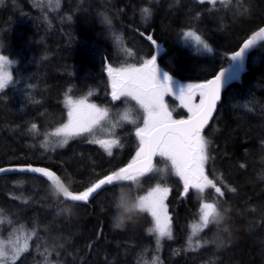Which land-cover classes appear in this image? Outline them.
I'll use <instances>...</instances> for the list:
<instances>
[{
  "label": "trees",
  "instance_id": "obj_1",
  "mask_svg": "<svg viewBox=\"0 0 264 264\" xmlns=\"http://www.w3.org/2000/svg\"><path fill=\"white\" fill-rule=\"evenodd\" d=\"M248 3L246 12L228 15L220 4L199 0H56L51 5L0 0V53L14 61L12 83L0 93V167H47L78 193L125 166L137 150L135 128L122 132L128 141L114 147L112 155L86 137L59 148L47 135L66 122V95L78 99L91 91L90 102L119 107L125 97L112 100L106 66L125 61L139 66L153 55L181 84L206 81L264 24V0ZM145 7L151 10L148 19L142 17ZM189 30L213 51L197 53L195 43L183 37ZM112 32L123 37L129 54L120 50ZM200 99L196 95L193 103ZM164 100L174 119L190 115L174 95ZM32 124L37 131H30ZM202 135L209 142L206 173L223 197L212 188L189 189L185 196L178 176L160 179L149 173L134 185H109L82 204L66 201L41 174L0 176V224L12 231L5 238L23 229L31 233L16 264H264V42L249 53L241 77L225 89ZM166 163L157 156L154 166ZM157 183L170 188L166 204L172 230V238L159 246L148 231L153 226L148 213H132L120 229L112 220L121 190L143 195ZM202 202L217 203L223 219L192 237ZM190 237L193 245L200 243L198 250L189 249Z\"/></svg>",
  "mask_w": 264,
  "mask_h": 264
},
{
  "label": "snow or ice",
  "instance_id": "obj_2",
  "mask_svg": "<svg viewBox=\"0 0 264 264\" xmlns=\"http://www.w3.org/2000/svg\"><path fill=\"white\" fill-rule=\"evenodd\" d=\"M199 2H207L213 7L217 4V0H199ZM219 3L228 8L233 5V0H219ZM236 6L247 11L242 3ZM141 13L144 19L151 16V10L147 7L141 9ZM104 19L107 23H111L108 17ZM112 36L120 50L129 54L130 50L124 46L123 37L116 32H112ZM183 37L186 42L195 43L197 52L201 49L208 53L213 51L195 31H186ZM147 39L156 46L157 54H159L160 47L157 42L151 35L147 36ZM258 40H264V27L256 31L238 51L230 56L231 62L224 70L220 71L214 79L201 84L185 85L174 80L157 64L156 55L142 61L139 66L127 63V61L115 67L108 64L106 72L111 84L112 100L118 101L121 97H126L130 101H135L138 114L134 117L135 106H130L110 120L108 119V108L89 102L88 96L93 94L91 91L79 99L66 95L65 105L68 108L66 122H61L53 132L47 135L61 137L58 143L63 146L70 139L88 133L91 134L89 143L99 144L108 155H112V149L120 146L119 139L115 138L114 129L121 126L123 122H128L136 125L135 136L138 139L137 150L132 160L126 166L92 181L88 187L78 193L70 191L59 175L46 168L28 166L21 168L20 171L41 174L56 192L63 195L66 201L73 202L87 203L93 193L105 185L117 184L119 186L120 182H131L134 185L141 177L149 173H157L160 179H164L167 174L178 176L183 181L182 194L185 196L188 195L189 189L203 193L207 188H212L219 197H223L224 192L221 187L217 186L214 179L209 178L205 170V165L210 158L209 142L202 133L215 111L221 90L232 80L239 79L244 71L246 54L257 44ZM10 66L11 61L0 56V92L12 83ZM166 95H174L180 101L181 106L190 113L187 119L173 118L172 111L169 110L164 100ZM196 95L201 98L199 104L193 103ZM30 131H37V125L32 124ZM100 133H106L111 138L96 139L95 137ZM157 156L168 163L162 167H155L153 160ZM3 171L6 169L0 168V172ZM228 190L235 192L234 188ZM121 192L122 190L115 200L116 210L121 207L118 203L121 199ZM169 192L170 188L162 187L160 183L151 187L143 195H134L133 190L124 191V196L134 201L135 212H146L152 218L153 226L148 231L156 236L157 246L162 239L172 238L171 216L168 214V207L165 203ZM222 219L223 213L217 203L202 202L199 205V219L191 224L192 237L198 236L210 224H217ZM188 244L192 251L198 250L201 246L199 242L193 245L191 237ZM27 249V241L23 247H20L12 241L0 240V264H16V260Z\"/></svg>",
  "mask_w": 264,
  "mask_h": 264
},
{
  "label": "rangeland",
  "instance_id": "obj_3",
  "mask_svg": "<svg viewBox=\"0 0 264 264\" xmlns=\"http://www.w3.org/2000/svg\"><path fill=\"white\" fill-rule=\"evenodd\" d=\"M41 1H43V0H41ZM45 1H47V4H48V5H51V4L55 3L56 0H45ZM241 3H242V5H243L244 7L248 8V5H249L248 0H233V5L230 6V7H228V8H225L223 5H221V4L219 3V0H217V4H220V5H221V8H223L221 11H222L223 13H226V12H227L228 15H234V14H236L237 12L242 11V10H243L242 8H239V7L236 6V5L241 4ZM233 17H235V16H233ZM223 19H224V18H223ZM193 43H194V42H193ZM202 52H204V51H203V50H200V51L197 52V53H202ZM136 55H137V53L134 54V57H136ZM0 56H3V55L0 53ZM4 57H5V56H4ZM6 58H7V57H6ZM7 60L11 61V66H10V68H9V71L11 72V75H12V68H13V65H14V61L11 60V59H9V58H7ZM12 77H13V76H12ZM0 93H1V92H0ZM78 99H79V98H78ZM126 101H127V102H126ZM89 102H90V101H89ZM90 103H92V102H90ZM130 106H135V105H134V103H133L132 101L128 100V98L125 97V99H124V101L122 102V105H121V106H119V107H114L113 109H109V117H108V119L113 120V119L115 118V116H116L117 113H121V112H123L126 108H128V107H130ZM136 109H138V108L135 106V107H134V110H133V116H134V117L138 114V112L136 111ZM66 111H68V108H67V107H66ZM102 123H105V122H102ZM134 128H136V125L131 124V123H128V122H123L121 126H118V127H116V128L114 129V135H115V138L119 139V141H120V146L125 145V144L127 143V141H128V140H127V137H122V136L124 135V134H122V132H124L125 134H127L129 131H132V129H134ZM134 130H135V129H134ZM95 131H96V130L94 129V132H95ZM90 135H91V134L85 133V134H83V135H81V136H78V137H75V138L70 139V140L68 141V143H69L71 140H74V139H77V138H83V137H86V138H88V140H89ZM127 136H128V135H127ZM53 138H55V140H56V144L59 145L58 141L61 140L62 138H61V137H53ZM95 138H96V139H104V138H111V137L107 136L106 133H100V134L97 135ZM68 143H67V144H68ZM67 144H66V145H67ZM95 144H96V143H95ZM57 145H56V146H57ZM66 145H63V146H60V145H59V148H64ZM97 145H99V144H97ZM119 152H120V151H119ZM167 175H168V174H167ZM167 175H166V176H167ZM158 176H159V175H158ZM161 186L163 187V185H161ZM166 200H167V199H166ZM165 203H166V201H165ZM168 214H169V213H168ZM2 224H3V223L0 224V240L12 241L14 244H18V246H20V247H23L24 244H25V242L27 241V243H28V245H29V241H30V239H31V233H30V232H28V231H26L25 229H23V230L20 231V233H17V234H15V235H12V236H10V237L5 238V237H6L5 234H10L12 231H11V230L8 231L7 229H4V227H3ZM3 234H4V235H3ZM9 251L11 252V247H10Z\"/></svg>",
  "mask_w": 264,
  "mask_h": 264
},
{
  "label": "water",
  "instance_id": "obj_4",
  "mask_svg": "<svg viewBox=\"0 0 264 264\" xmlns=\"http://www.w3.org/2000/svg\"><path fill=\"white\" fill-rule=\"evenodd\" d=\"M264 27V24L262 26H260L258 29H256L254 32H252L246 39H244L242 41V43L239 45V47L236 49V51H238L240 49V47H242L243 43L248 39L250 38L256 31H258L260 28ZM262 42H264V40H258L257 41V44L250 50H248L247 54H246V60H245V67H244V70L246 69L247 67V63H248V55L249 53L255 49L257 46H259ZM235 51V52H236ZM234 52V53H235ZM233 53V54H234ZM231 62V61H230ZM227 66H224L222 68H220L212 77H210L209 79H207L206 81H203V82H200L198 84H201V83H206L207 81L209 80H212L215 78L216 75L219 74L220 71L224 70V68H226ZM243 73V72H242ZM242 73L240 74V77L242 75ZM239 77V78H240ZM175 80V79H174ZM238 80V79H236ZM236 80H232L231 82H229L227 85H225V87L221 90V93H220V99L217 101L216 103V108H215V111L212 113V116H211V119L209 120L208 124L205 126L203 132L210 126L211 122L213 121V118L216 114V111H217V106L218 104L221 102L222 100V95H223V92L225 91V89L231 85L234 81ZM177 81V80H176ZM188 118V117H187ZM187 118H184V119H187ZM156 158V157H155ZM155 158L153 160V164H154V161H155ZM127 165V164H126ZM125 165V166H126ZM28 166H32V167H41V168H46L48 170H51L53 171L52 169H49L47 167H43V166H35V165H9V166H3V167H0V168H3V169H6V171H3V172H0V176H3V175H6V174H12V173H34V172H30V171H20L21 168H27ZM124 167V166H123ZM55 172V171H53ZM56 173V172H55ZM39 174V173H37ZM57 174V173H56ZM58 175V174H57ZM62 179V178H61ZM63 181V180H62ZM64 182V181H63ZM65 183V182H64ZM66 185V184H65ZM67 186V185H66ZM107 186L109 185H105L103 188L99 189L96 193H93L92 197L89 198V201L87 203H89L92 199H94V197H96L102 190H104ZM70 190V189H69ZM71 191V190H70ZM74 193V192H73ZM62 195V194H61ZM63 196V195H62ZM67 201H70V200H67ZM72 203H82V204H85L84 202H73V201H70Z\"/></svg>",
  "mask_w": 264,
  "mask_h": 264
},
{
  "label": "clouds",
  "instance_id": "obj_5",
  "mask_svg": "<svg viewBox=\"0 0 264 264\" xmlns=\"http://www.w3.org/2000/svg\"><path fill=\"white\" fill-rule=\"evenodd\" d=\"M57 194H59L57 192ZM121 207L116 211L115 215L112 217L113 228L120 229L125 227L126 222L130 220L131 214L134 213V201L130 198L124 196V191L121 192V199L118 200Z\"/></svg>",
  "mask_w": 264,
  "mask_h": 264
}]
</instances>
